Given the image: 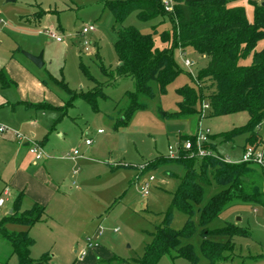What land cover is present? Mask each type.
Wrapping results in <instances>:
<instances>
[{
    "label": "rangeland",
    "instance_id": "374dc122",
    "mask_svg": "<svg viewBox=\"0 0 264 264\" xmlns=\"http://www.w3.org/2000/svg\"><path fill=\"white\" fill-rule=\"evenodd\" d=\"M107 1L0 0V68L5 65L7 76L9 71L14 77L5 84L0 80V111L16 125L9 126L27 133L34 131L38 141L49 135L44 147L52 158L41 161L39 166L44 168V174L36 172L38 166L32 165V154H26L24 165L35 173L44 190L53 188L55 184L66 192L60 195L59 201L56 199L51 203L46 217L35 225L9 222L5 227L16 232L27 230L34 239L30 256L38 260L48 253L50 257L45 264H89L85 259L80 260L74 250L80 252L84 248L87 237L95 233L101 221L106 229L101 237L96 235L94 240L99 245L106 241L109 247H114L116 254L108 259L99 257L93 264H135L133 260L143 256L145 246L151 242L156 228L163 223L185 175L186 166L171 161L178 156H182L184 163L191 159L190 152L182 148L185 139L192 140L199 128L204 131L209 129L210 142L216 146L215 153L231 162H238L242 158L246 144V134L229 141L219 136L247 124L250 115L246 111L211 116L210 109H204L203 116L199 113L187 118L165 115L178 110L181 97L176 89L184 84L196 85L194 78L207 63V57L192 48L185 51L175 48V60L183 72L170 84L168 92L158 94L147 109L137 111L127 124L122 122L121 109L127 102V92L134 88L133 81L125 78L114 84L101 69L104 64L108 71H112L119 64L115 50L118 39L116 25L134 26L143 33L154 32L157 46L162 47L164 44L160 33L171 30L172 23L168 15L146 21L138 16V12H133L121 25L116 24L115 14L106 6ZM168 1L173 3L172 0ZM253 1L261 0L235 2V5L246 8L250 21L254 18ZM91 23L96 25V30L88 35L91 43L86 49L82 45L84 39L81 31ZM51 30L63 36L65 41L50 38ZM263 44L264 41H261L258 48ZM24 52L34 55L43 53L44 65L37 66ZM185 57L194 64L187 66ZM82 62L95 78L94 81L85 74ZM58 80L76 91L89 90L100 83L109 97L99 98L97 109L82 98L68 104L71 95ZM22 100H40L65 107L46 108V115H42L43 109L34 106L28 108ZM31 118L37 120L36 126L27 122ZM24 123L26 126L23 127ZM99 129L103 133L99 134ZM258 131L264 139V121ZM86 138L93 140L89 147L83 145ZM14 141L17 147L26 150L23 143L16 139ZM170 146L176 158L169 157ZM263 146L264 143L260 147ZM74 149H79V154L85 156L79 161V173L76 175L73 162L65 157ZM12 154L11 150L0 149V177L5 175L2 173L8 168L12 171L13 163L9 162ZM140 165H145L143 172L139 170ZM45 175L49 176L48 182H45ZM150 177L154 181L150 185V193L144 196L142 187ZM74 181L77 187L73 185ZM219 190L214 183L205 185L200 207ZM15 194L16 191L9 188L7 193H2L5 204L0 207V221L9 213ZM24 204V209L32 205L27 199ZM186 220L184 213L176 211L171 226L182 229ZM194 222V234L182 238V244L190 243L193 246L198 262L178 257L173 251L172 255L163 256L158 264H210L202 251L203 236L198 212ZM227 222L242 226L246 231L244 235L231 238L234 248L226 251L224 255L228 257L217 264H264V206L234 204L211 221L208 228H222ZM117 227L120 228L118 232L115 231ZM229 238L224 234L209 236L211 241L222 243ZM94 250L96 247L88 252ZM114 259L123 261L117 263ZM0 264H20L18 255L13 253L11 243L1 231Z\"/></svg>",
    "mask_w": 264,
    "mask_h": 264
},
{
    "label": "trees",
    "instance_id": "16d2710c",
    "mask_svg": "<svg viewBox=\"0 0 264 264\" xmlns=\"http://www.w3.org/2000/svg\"><path fill=\"white\" fill-rule=\"evenodd\" d=\"M172 1V11L165 9L163 0L106 2L119 25L133 12H138V16L146 21L168 15L172 23L171 30L160 33L164 44L162 47L157 46L154 32L143 33L134 26L116 25L118 39L115 50L119 64L112 71H108L104 64L101 69L114 84L125 78L133 81L134 88L127 92V102L121 109L122 122L127 124L137 111L147 109L158 94L168 92L170 84L183 72L175 60V48L179 47L183 51L192 48L206 56L207 63L194 78L196 85L184 84L176 89L181 97L177 104L178 110L165 115L187 118L200 113L203 116L205 103L209 104L211 116L246 111L250 115L247 124L219 136L229 141L246 134L244 149L249 145L260 147L264 143L258 131L264 121V44L260 48L258 45L264 41V0L253 1L252 21L244 6L235 5L237 0ZM250 58L251 61L248 62ZM82 67L89 79L94 81L95 78L83 62ZM0 79L5 81L2 72ZM58 82L71 95L68 104L82 98L97 109L98 99L109 97L100 83L89 90L76 91L65 82ZM38 106L45 109L57 107L49 102H42ZM196 137L197 135L192 139L195 146ZM212 143L214 142H210V139L204 143L205 148L214 150L210 155L196 156L185 163L182 156L171 160L186 166L185 175L165 213L163 223L156 228L151 242L145 246L143 256L133 260L135 264H158L163 256L172 255L173 251H176L178 257L198 262L193 246L190 243L182 244V238L191 237L196 230L194 216L197 212L202 227V251L210 264H217L228 257L224 255L226 251L234 248L231 238L238 234L244 235L246 229L227 222L224 227L212 230L208 228V224L234 204L264 206V167L253 162H228L221 154L215 153L216 146ZM213 183L220 190L200 207L204 198V186ZM2 193L3 190L0 197ZM23 197V193H20L15 198L13 212L7 213L0 221V231L11 243L20 264H45L50 257L48 253L38 260L30 256L34 239L27 230L16 232L5 227L9 222L33 226L43 219L46 207L35 203L28 209H22ZM176 211L187 216L184 227L179 230L171 226ZM211 234H224L230 238L224 243L211 241ZM114 260L117 263L123 261Z\"/></svg>",
    "mask_w": 264,
    "mask_h": 264
},
{
    "label": "crops",
    "instance_id": "0c3cea01",
    "mask_svg": "<svg viewBox=\"0 0 264 264\" xmlns=\"http://www.w3.org/2000/svg\"><path fill=\"white\" fill-rule=\"evenodd\" d=\"M4 67H5V65H3L1 68H0V72H2L3 74H4V80L5 81H3V83L5 84V83H9V81H11L12 80V78H14L12 75H11V73L8 71V76L10 77V78H8V76H7V74L5 73V71H4ZM1 80V79H0ZM23 101V103L29 108V107H36V108H41V109H43V111H42V115H46V113H45V108H43V107H40V106H38V104H40V103H42L40 100H38V101H28V100H22ZM50 103V102H49ZM52 104V103H51ZM53 105V104H52ZM55 106V105H54ZM62 107V106H57L56 107V109H60V108ZM15 107L13 106V109H14ZM63 108V107H62ZM0 121H2V122H4V123H6V124H13V126H15L16 127V125H14L15 123L14 122H12L11 120H9V118H7V115H5V113L3 112V111H0ZM27 122L29 123V122H31V124L32 125H34V126H36V124H37V120L36 119H32L31 118V120L29 119V120H27ZM26 123H24L22 126L24 127V126H26L25 125ZM11 127V126H10ZM15 127H12V128H14V129H17V128H15ZM22 128V127H21ZM52 129H54V127L53 128H51V129H49V133L51 132L50 130H52ZM18 130H20V131H22L23 133H25V134H27V135H30V136H33V138L35 139V140H37L36 138H35V132L34 131H31V132H29V133H27V132H25L24 130H22V129H18ZM199 130V129H198ZM99 133V132H98ZM101 133H103V132H101ZM100 134V133H99ZM49 139V135H46V136H44L43 137V139H42V141H38L41 145H42V147H43V149L45 150V147H44V142H46L47 140ZM15 140V138H14V136H13V134H8L7 136H6V138L5 139H3L1 142H0V149H2V150H11V151H13V154H12V157L9 159V162L10 163H13V169H12V171H9V168L7 169V171H5V172H3L2 174H5L4 176H1L0 177V183H2V190H3V192H5V193H7V191H8V188L9 189H13L14 190V192L16 191V194L14 195V197H13V201H12V205H13V202H14V200H15V198L20 194V193H23V195H24V197H23V202H22V209H24L23 208V205H25L24 203H25V199H27L30 203H32V205H31V207L35 204V203H39V204H42V205H44L45 207H46V214L44 215V217H43V219L46 217V215H47V209L49 208V206L51 205V203L54 201V200H56V199H58L57 201H59V197H60V195H65L66 194V192H65V190H62L61 188V186H58V185H55L54 183V186H52L53 188H48V190L46 191V190H44V188L41 186V184L39 183V181H38V179H37V177L35 176V173L34 172H31V171H29L28 169H29V167L27 168V167H25V165H24V162H25V160H24V158H26V154L27 153H29V154H31L30 152H29V150H28V143H26V142H24L22 145L26 148V150L25 149H23V148H19V147H17L15 144H14V141ZM19 144V143H18ZM93 144V143H92ZM91 144V145H92ZM83 145H85L86 147H89V146H91V145H87L86 143H85V141L83 142ZM23 150L25 151V152H23ZM73 151V150H72ZM71 151V152H72ZM45 152H46V150H45ZM71 152L67 155V156H65L66 157V159H68V160H70V161H72L73 162V170H74V174L76 175V174H78L79 173V170H77V166L79 165V161L81 160V159H83L85 156H84V154H79V156L77 157V158H75V159H72L71 157H69L70 156V154H71ZM80 152V151H79ZM243 152H244V149H243ZM33 155V154H32ZM33 158H34V163H32V165H37L38 166V168L36 169V172H41L42 174H44V168H42V167H39V166H41V161H44V160H46L47 158L48 159H50V158H52L51 157V155L48 153L47 154V152H46V156L43 158V159H41V160H36L35 159V157L33 156ZM64 158V157H63ZM241 160V159H240ZM239 160V161H240ZM9 163V164H10ZM8 164V165H9ZM26 168V169H25ZM49 181V176L48 175H45V182H48ZM52 184V185H53ZM73 185L75 186V187H77V183H76V181H74L73 182ZM6 190V191H5ZM44 191H45V193H44ZM47 192H48V196H47ZM63 193V194H62ZM61 198V197H60ZM30 208V207H29ZM25 209H28V207L27 208H25ZM11 210H13L12 209V207H11V209H10V211L9 212H11ZM100 225H103V223H102V221L99 223V225H98V227L97 228H95V233H93V235L92 236H96V235H99L98 234V229H99V226ZM104 226V225H103ZM105 227V226H104ZM117 228H119V227H117ZM106 229V228H105ZM120 229V228H119ZM119 231V230H118ZM117 231V232H118ZM103 234H101L100 235V237L102 236ZM93 247H96V250H94L93 252H91V251H89L88 252V250L90 249H88L87 250V252L88 253H86L85 254V256L83 257V258H81L80 260H87V262H89V264H93L95 261H96V259L97 258H104V259H108V258H113V254H116V250L114 249V247L113 246H108L107 245V242L106 241H104V243H103V241H102V244H100L99 245V242H97V241H95V244L91 247V248H93ZM84 248H85V246H84ZM75 251V253H77L78 254V252H79V250H77V249H75L74 250ZM115 252V253H114ZM78 258V257H77ZM115 258V257H114Z\"/></svg>",
    "mask_w": 264,
    "mask_h": 264
},
{
    "label": "built area",
    "instance_id": "2783aa9c",
    "mask_svg": "<svg viewBox=\"0 0 264 264\" xmlns=\"http://www.w3.org/2000/svg\"><path fill=\"white\" fill-rule=\"evenodd\" d=\"M173 2V1H172ZM165 9L167 11H172L173 10V3H170L168 0H163ZM96 30V25L91 23L87 24L86 26L83 27L81 31V35L83 36V42L82 45L88 49V46L90 45L91 41L88 39V35ZM49 37L58 41V42H63L65 41V38L61 35H59L55 31H50L49 32ZM185 64L187 66H191L194 64V61H192L190 58L185 57ZM204 109L209 108V104L205 103L203 106ZM99 133L102 132L101 129L98 130ZM8 134H13L14 138L19 142V143H28V150L31 154L34 155L36 160H41L46 156V152L43 149L42 145L33 138V136L27 135L23 133L22 131L18 129H14L10 127L8 124L0 121V142L6 138ZM210 135V130H201L199 128L197 132V144L196 146L194 145L193 141L191 139H186L183 144L182 148L186 150L187 152H190V158H194L196 156L199 157H204L206 155L212 154V151L208 150L207 148L204 147V143L208 141ZM85 143L87 145H91L93 143L92 138H86ZM196 148V150H194ZM79 156V149H74L70 156L72 159H75ZM175 152L172 146L169 148V157L171 158H176L175 157ZM180 156H178L179 158ZM226 161L231 162L228 158H225ZM240 161L243 162H253L256 164H259L264 167V146L263 147H255L252 145H249L244 149L243 156ZM139 170L143 172L145 170V165H140ZM154 181L153 177H150L145 183L143 184V195L146 196L150 193L149 188L151 183ZM5 204V199L1 196L0 197V207ZM105 230V227L103 225L99 226L98 229V234L101 235L103 234ZM119 228H116L115 231H118ZM95 244L94 236H88L87 237V244L85 245V248H83L80 252H78V255L80 258H83L85 254L87 253V250L91 248Z\"/></svg>",
    "mask_w": 264,
    "mask_h": 264
},
{
    "label": "water",
    "instance_id": "95a60500",
    "mask_svg": "<svg viewBox=\"0 0 264 264\" xmlns=\"http://www.w3.org/2000/svg\"><path fill=\"white\" fill-rule=\"evenodd\" d=\"M8 1H14V0H8ZM187 1H199V0H187ZM25 55L30 58L37 66L42 67L44 65V60H43V53H40L38 55H34L30 52H24ZM13 212V210H11Z\"/></svg>",
    "mask_w": 264,
    "mask_h": 264
}]
</instances>
